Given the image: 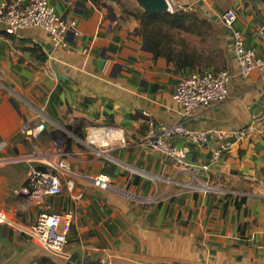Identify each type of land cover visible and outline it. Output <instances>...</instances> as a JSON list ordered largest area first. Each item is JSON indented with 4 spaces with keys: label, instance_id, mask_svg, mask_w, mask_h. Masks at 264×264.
I'll list each match as a JSON object with an SVG mask.
<instances>
[{
    "label": "crops",
    "instance_id": "1",
    "mask_svg": "<svg viewBox=\"0 0 264 264\" xmlns=\"http://www.w3.org/2000/svg\"><path fill=\"white\" fill-rule=\"evenodd\" d=\"M48 1L76 24L69 48L55 47L41 28L15 35L0 31V156L13 159L0 163V212L31 226L43 211L73 210L67 250L83 264H264V134L230 140L231 149L219 160L213 157L216 140L201 146L177 137L173 142L187 148L196 168L176 165L149 148L143 136L150 119L166 126L185 121L174 94L192 70L154 57L139 35V20L123 12L128 0ZM178 1L216 25L232 74L227 101L201 107L185 126L237 130L257 119L264 128V74L239 73L232 32L222 22L234 10L235 29L246 46L264 56V0ZM36 109L50 119L36 141L41 161L20 136L23 121L35 119ZM82 124L84 134L92 126L119 127L128 146L107 158L83 150L73 135L63 149L76 155L62 157L57 130ZM56 162L67 167L61 195L38 201L22 193L31 164ZM100 174L109 178V188L96 185L93 178ZM195 176L215 189H189L186 183ZM35 261L66 264L37 238L0 225V264Z\"/></svg>",
    "mask_w": 264,
    "mask_h": 264
},
{
    "label": "built area",
    "instance_id": "2",
    "mask_svg": "<svg viewBox=\"0 0 264 264\" xmlns=\"http://www.w3.org/2000/svg\"><path fill=\"white\" fill-rule=\"evenodd\" d=\"M170 13H195V7L184 5L178 0H166ZM237 14L234 10L226 11L222 16L224 26L231 30L233 49L238 62V71L242 76H249L254 72L264 74V56H259L253 49L246 46L243 34L235 29ZM41 28L47 31L55 47L69 48L68 37L70 33L78 34L76 24L61 16L48 0H12L11 2L0 0V31L15 35L25 28ZM232 74L229 69L216 72L214 70H192L176 87L174 100L183 109L185 121L172 126L159 125L154 120L148 121V129L143 136V142L151 149L160 152L166 158L185 170H193L194 167L188 160V150L184 146H178L173 139L184 138L189 144L206 145L211 139L216 140L218 146L213 152L216 160L222 158L224 152L231 149L232 143L251 141L264 134V128L257 119L244 128L237 130H190L185 122L196 117L201 107H213L227 101L229 97L228 84ZM49 117L43 109H36L35 119H25L20 127V136L32 146L31 156L41 161L40 147L36 143L39 137L46 131ZM61 128V127H60ZM65 130V129H64ZM63 130V131H64ZM76 136V135H75ZM77 143L83 150L93 155L110 157V153L120 147H127L128 141L119 127L92 126L89 127L83 137L76 136ZM59 152L62 157H75V153L63 149L65 142L59 141ZM4 144L0 143V155ZM81 154V153H79ZM13 159L2 158L0 163H10ZM50 166L31 164L28 171V180L22 188V193L42 200L46 196H59L63 192L62 171L66 170L64 162L50 163ZM41 167H46L42 169ZM199 168V167H198ZM207 171L209 166H200ZM96 185L102 189L110 187L109 178L105 174L93 178ZM189 189L194 191H213L215 187L204 182L199 177H194L186 183ZM154 201V199H148ZM75 212L69 210L66 213L41 212L36 222L31 226L19 225L10 219L4 212H0V225L17 228L39 240L41 246L51 255L63 259L66 264H83L75 260L73 254L67 248ZM33 264H42L33 262Z\"/></svg>",
    "mask_w": 264,
    "mask_h": 264
},
{
    "label": "trees",
    "instance_id": "3",
    "mask_svg": "<svg viewBox=\"0 0 264 264\" xmlns=\"http://www.w3.org/2000/svg\"><path fill=\"white\" fill-rule=\"evenodd\" d=\"M123 12L139 20V35L147 43L155 58L163 57L173 63L176 69H201L220 72L228 69L227 53L216 25L198 13H145L141 8L136 11L122 7ZM171 30L190 33L197 37L198 46L180 40L176 42ZM8 35V34H7ZM84 124L69 128L76 136L83 137ZM46 169V167H41ZM26 185V184H25ZM244 202V199L240 203ZM240 203L237 204L240 207Z\"/></svg>",
    "mask_w": 264,
    "mask_h": 264
},
{
    "label": "rangeland",
    "instance_id": "4",
    "mask_svg": "<svg viewBox=\"0 0 264 264\" xmlns=\"http://www.w3.org/2000/svg\"><path fill=\"white\" fill-rule=\"evenodd\" d=\"M126 4V6H125ZM124 4V6L129 9V10H132V11H136L139 6L137 5V3L134 1V0H128V2H126ZM170 34L174 37V40L176 42H179L180 40H185L187 42H189L191 45L197 47L198 46V39L196 36L190 34V33H185V32H180L178 30H171L170 31ZM57 136L59 138V141H63L65 142V144L67 143V141L69 140L68 138L73 136V135H76L74 133V131L70 130V129H66L64 131H60V130H57Z\"/></svg>",
    "mask_w": 264,
    "mask_h": 264
},
{
    "label": "water",
    "instance_id": "5",
    "mask_svg": "<svg viewBox=\"0 0 264 264\" xmlns=\"http://www.w3.org/2000/svg\"><path fill=\"white\" fill-rule=\"evenodd\" d=\"M134 1L137 3L139 8H141L147 14L168 11V4L166 0H134Z\"/></svg>",
    "mask_w": 264,
    "mask_h": 264
}]
</instances>
